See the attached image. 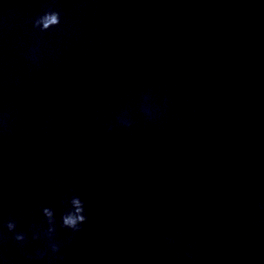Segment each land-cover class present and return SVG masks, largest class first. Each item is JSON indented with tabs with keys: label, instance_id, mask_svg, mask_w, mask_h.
Wrapping results in <instances>:
<instances>
[{
	"label": "water",
	"instance_id": "obj_1",
	"mask_svg": "<svg viewBox=\"0 0 264 264\" xmlns=\"http://www.w3.org/2000/svg\"><path fill=\"white\" fill-rule=\"evenodd\" d=\"M0 264H264V0H0Z\"/></svg>",
	"mask_w": 264,
	"mask_h": 264
},
{
	"label": "clouds",
	"instance_id": "obj_2",
	"mask_svg": "<svg viewBox=\"0 0 264 264\" xmlns=\"http://www.w3.org/2000/svg\"><path fill=\"white\" fill-rule=\"evenodd\" d=\"M43 22V28L48 29L51 25H59L60 24V13H52V14H46L42 18ZM72 203L75 205L74 211H70L67 214L63 215L62 217V226L66 228H70L73 230H79V226L84 224L87 221V217L84 214L85 213V205L84 202L79 198L75 197L72 201ZM44 213L46 217H48L49 223L54 224V213L53 210L50 208H45ZM9 230H14L16 228V224L14 222H9L7 225ZM49 234L53 233L55 231L54 227L49 228ZM17 240H24L25 237L23 234H19L16 236ZM53 251L58 250V245L53 244L52 245Z\"/></svg>",
	"mask_w": 264,
	"mask_h": 264
}]
</instances>
